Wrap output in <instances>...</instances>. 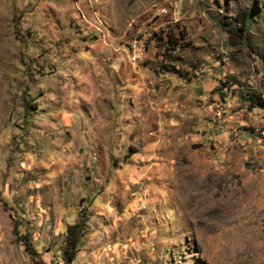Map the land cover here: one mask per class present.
I'll list each match as a JSON object with an SVG mask.
<instances>
[{"label": "rangeland", "instance_id": "obj_1", "mask_svg": "<svg viewBox=\"0 0 264 264\" xmlns=\"http://www.w3.org/2000/svg\"><path fill=\"white\" fill-rule=\"evenodd\" d=\"M247 94L264 0H0V264H65L81 220L72 264H264Z\"/></svg>", "mask_w": 264, "mask_h": 264}, {"label": "trees", "instance_id": "obj_2", "mask_svg": "<svg viewBox=\"0 0 264 264\" xmlns=\"http://www.w3.org/2000/svg\"><path fill=\"white\" fill-rule=\"evenodd\" d=\"M248 19L249 17L247 15L241 21L242 22L241 28H239L238 30V33H241L238 34V37H240L239 39L241 40H243V35H245L248 26ZM227 32L229 35L234 34L232 33L231 30H227ZM169 42L171 41L169 40ZM178 47L182 49L183 44L174 41L172 44H169L168 48H165L163 52L165 54V52L167 53L168 51V57L170 58V60H176L179 57L178 53L180 52V49L177 51L178 53L176 52L174 55L169 53V51L176 50L178 49ZM242 99H244L248 103L249 109L258 108L264 110V100L260 97V95L247 94V98L243 97ZM83 226H84V222L81 220L67 227V236L65 241L66 249L64 251L65 264H72L76 258V255L79 251V242L83 235ZM18 240L23 243L25 251L31 256L32 260L38 258L39 254L32 248L31 244L29 243L30 240L29 236L27 235L19 236ZM34 264H44V263L38 260L34 262Z\"/></svg>", "mask_w": 264, "mask_h": 264}, {"label": "built area", "instance_id": "obj_3", "mask_svg": "<svg viewBox=\"0 0 264 264\" xmlns=\"http://www.w3.org/2000/svg\"><path fill=\"white\" fill-rule=\"evenodd\" d=\"M161 11H156L154 16L159 18L162 14H164ZM156 28H158V26H155V28H151V29H156ZM143 43H144V39L141 38L135 39L130 43V46L127 48L128 57L132 63H138V59L141 58L143 54ZM170 52L172 55H174L176 53V50H171Z\"/></svg>", "mask_w": 264, "mask_h": 264}, {"label": "bare ground", "instance_id": "obj_4", "mask_svg": "<svg viewBox=\"0 0 264 264\" xmlns=\"http://www.w3.org/2000/svg\"><path fill=\"white\" fill-rule=\"evenodd\" d=\"M144 43H145V41H144ZM144 43H143V54H144ZM143 54H142L141 58L143 57ZM138 61H140V58L138 59Z\"/></svg>", "mask_w": 264, "mask_h": 264}, {"label": "crops", "instance_id": "obj_5", "mask_svg": "<svg viewBox=\"0 0 264 264\" xmlns=\"http://www.w3.org/2000/svg\"><path fill=\"white\" fill-rule=\"evenodd\" d=\"M75 261V260H74Z\"/></svg>", "mask_w": 264, "mask_h": 264}]
</instances>
